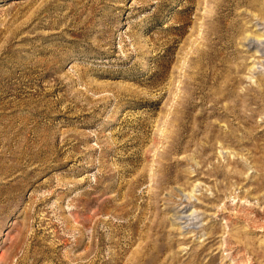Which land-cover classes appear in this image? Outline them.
<instances>
[{"label": "rangeland", "instance_id": "1", "mask_svg": "<svg viewBox=\"0 0 264 264\" xmlns=\"http://www.w3.org/2000/svg\"><path fill=\"white\" fill-rule=\"evenodd\" d=\"M249 37L264 0H0V264H264Z\"/></svg>", "mask_w": 264, "mask_h": 264}, {"label": "bare ground", "instance_id": "2", "mask_svg": "<svg viewBox=\"0 0 264 264\" xmlns=\"http://www.w3.org/2000/svg\"><path fill=\"white\" fill-rule=\"evenodd\" d=\"M246 41H248V42H255L256 44H264V41H262L260 38H256V37H249ZM212 52V51H211ZM200 57H201V55H200ZM202 57H204V56H202ZM204 59V58H203ZM206 59V58H205ZM209 62V61H208ZM213 62V61H212ZM203 65V64H202ZM201 65V66H202ZM203 69V68H202ZM208 77V76H207ZM208 79V78H207ZM232 87V86H231ZM195 94V93H194ZM193 94V95H194ZM200 94V93H199ZM204 95V94H203ZM206 95V94H205ZM195 97V96H194ZM204 98H206V97H204ZM202 99V98H201ZM189 103H191V102H189ZM193 104V103H192ZM214 104V103H213ZM216 106H217V101H215V104H214V107H213V110H215L216 109ZM196 110V106H188V107H186V108H184V110L182 111V118H181V120H182V123L180 124V126L179 127H181V129H180V133H179V137H178V139L176 140V144H177V146H179L181 143H182V141H183V139H184V137H185V135L190 131V129L191 128H189V125H187L188 123V119L189 120H191V117H192V115H193V112ZM228 112V111H227ZM227 112H225V115H227ZM212 114V113H211ZM216 114V112H214V114L213 115H215ZM209 115V114H208ZM207 115V116H208ZM212 115V116H213ZM211 116V117H212ZM218 116V115H217ZM194 118H196V122L195 123H199L198 124V127H200V124H201V121H203L204 119H206L207 117H206V115L205 114H203V112L202 113H199L198 115H197V117H194ZM184 120H187V122H185ZM194 120V119H193ZM195 123H194V125H195ZM210 132V131H209ZM214 133V131L212 130L211 131V135ZM197 134V133H196ZM192 135H195V132H194V130L192 131ZM130 183V182H129ZM125 184V183H124ZM128 185V184H127ZM133 185H135V184H133ZM120 187V186H119ZM130 188V187H129ZM133 187H131V189H132ZM117 189V188H116ZM119 189V188H118ZM123 191V190H122ZM122 193V192H121ZM120 193V194H121ZM119 194V193H118ZM133 194V193H132ZM101 196V195H100ZM116 200V199H115ZM107 202V201H106ZM112 202V201H111ZM87 204H88V201H87ZM86 204V205H87ZM126 206V205H125ZM129 206V205H128ZM121 208H122V206H121ZM99 210V209H98ZM125 210V209H124ZM99 215V214H98ZM96 216V215H95ZM92 217V216H91ZM88 218H90V217H88ZM179 219H181V218H179ZM86 221H87V217H86V219H85ZM91 220V219H90ZM92 220H93V218H92ZM91 220V221H92ZM85 221V222H86ZM90 221V222H91ZM128 222V221H127ZM135 222V221H134ZM89 223V222H88ZM126 223V222H125ZM129 223V222H128ZM86 224H87V222H86ZM89 224H91V223H89ZM122 224V223H121ZM86 226V225H85ZM116 226V225H115ZM125 227H127V225L125 226ZM134 227V226H133ZM130 228V227H129ZM122 229V228H121ZM131 229V228H130ZM126 230V229H125ZM114 232H115V230H114ZM116 233H118V232H116ZM120 233V232H119ZM91 238V237H90ZM100 238V237H99ZM102 239V238H101ZM99 241V240H98ZM101 241V240H100ZM98 242V245L100 246V245H103V243H101V242ZM77 245H79L80 243H81V241L80 240H78L77 242ZM132 243V242H131ZM130 244V243H129ZM91 246H93V244H91L88 248H86L87 250H88V255H90V252H92L91 251ZM128 249V248H127ZM96 250V249H95ZM97 257V256H96ZM99 257V256H98ZM88 264H94V261L92 260L91 262L89 261V263ZM95 264H96V261H95Z\"/></svg>", "mask_w": 264, "mask_h": 264}]
</instances>
